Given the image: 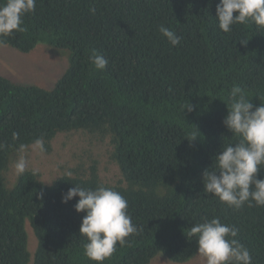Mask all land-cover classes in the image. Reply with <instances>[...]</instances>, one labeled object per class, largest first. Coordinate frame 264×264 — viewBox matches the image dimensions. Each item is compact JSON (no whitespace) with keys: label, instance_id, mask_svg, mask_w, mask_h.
<instances>
[{"label":"trees","instance_id":"1","mask_svg":"<svg viewBox=\"0 0 264 264\" xmlns=\"http://www.w3.org/2000/svg\"><path fill=\"white\" fill-rule=\"evenodd\" d=\"M218 3L36 0L26 31L0 37L31 69L56 52L65 71L52 90L0 73V264H94L79 235V197H62L74 186L101 185L127 200L139 229L104 264L189 262L197 246L188 229L213 218L235 227L234 239L264 264V207L234 210L203 191V172L239 139L223 125L232 88L254 108L264 103V29L237 24L222 32ZM161 25L181 38L178 46ZM93 52L108 61L104 71L95 70ZM37 138L43 151L33 146ZM99 144L104 154H95ZM21 156L27 169L17 175ZM43 156L56 166L45 170ZM104 163H116L123 178L105 181Z\"/></svg>","mask_w":264,"mask_h":264},{"label":"clouds","instance_id":"2","mask_svg":"<svg viewBox=\"0 0 264 264\" xmlns=\"http://www.w3.org/2000/svg\"><path fill=\"white\" fill-rule=\"evenodd\" d=\"M35 7L36 0L0 3V37L26 31L24 17L33 13ZM91 12L95 13V9ZM215 19L224 33H229L237 24H255L264 29V0H219ZM159 32L172 47L179 45L181 38L173 30L161 25ZM3 45L5 41L0 39V46ZM90 59L95 70L106 69L108 61L103 55L93 52ZM187 109L192 110L189 105ZM227 110L223 125L239 139L235 144L224 146L215 156V166L203 172V191L234 210L246 204L248 207H264V179L258 178V173L264 168V103L254 108L243 90L233 87ZM17 135L13 133L14 138ZM196 139L197 135L193 133L187 140L192 142ZM33 146L43 151V139L37 138ZM26 169L27 160L21 156L14 163V171L23 175ZM118 169L123 178L119 166ZM65 174L73 175L71 171ZM75 197H79L75 211L84 213L79 229V235L87 240L84 255L94 264H104L114 254L117 245L125 246L128 238L139 231L127 212L128 202L118 191L103 185L94 189L74 186L63 195L62 203ZM236 236L237 229L221 223L219 218L205 219L188 229V237L196 241L195 256L198 254L205 264L262 263L251 248L248 250L234 239Z\"/></svg>","mask_w":264,"mask_h":264},{"label":"rangeland","instance_id":"3","mask_svg":"<svg viewBox=\"0 0 264 264\" xmlns=\"http://www.w3.org/2000/svg\"><path fill=\"white\" fill-rule=\"evenodd\" d=\"M57 53L47 55L42 60L39 69H31L26 64L27 57L21 53L13 51L9 48L0 46V73H16L19 77L23 78L28 83H34L35 85H40L42 87L51 89L54 87L57 80L65 72L61 66V62L57 58ZM39 64L38 52L36 53L33 68ZM111 149V147H110ZM95 154H104L106 152V147L104 144H99L94 148ZM51 157L43 156L41 162L42 167L45 170H51L56 164L48 161ZM40 162V164H41ZM101 176L107 182L115 184L120 181L121 175L116 163L107 164L104 163L100 166ZM49 176V175H47ZM32 244L28 249L29 253L32 252L35 242L31 240ZM151 264H175L164 257H156ZM184 264H205L202 262L201 257L197 254L192 260Z\"/></svg>","mask_w":264,"mask_h":264}]
</instances>
